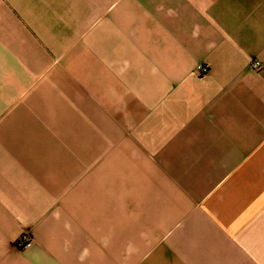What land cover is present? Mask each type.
<instances>
[{"label": "crops", "instance_id": "0c3cea01", "mask_svg": "<svg viewBox=\"0 0 264 264\" xmlns=\"http://www.w3.org/2000/svg\"><path fill=\"white\" fill-rule=\"evenodd\" d=\"M0 264H264V0H0Z\"/></svg>", "mask_w": 264, "mask_h": 264}, {"label": "built area", "instance_id": "2783aa9c", "mask_svg": "<svg viewBox=\"0 0 264 264\" xmlns=\"http://www.w3.org/2000/svg\"><path fill=\"white\" fill-rule=\"evenodd\" d=\"M251 68L253 70H258L260 68V63L258 61H254L251 63ZM196 70L200 73H203L206 71V67H204L202 64H198L196 66ZM17 246L22 249L29 248L31 246V241L27 237L23 236L17 241Z\"/></svg>", "mask_w": 264, "mask_h": 264}]
</instances>
